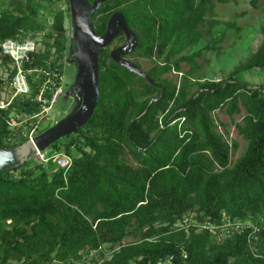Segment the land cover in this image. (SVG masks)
Returning a JSON list of instances; mask_svg holds the SVG:
<instances>
[{"label":"trees","instance_id":"1","mask_svg":"<svg viewBox=\"0 0 264 264\" xmlns=\"http://www.w3.org/2000/svg\"><path fill=\"white\" fill-rule=\"evenodd\" d=\"M215 6L214 0H106L101 5L93 17L98 33L106 31L113 12L122 11L137 32L140 55L153 61L163 57L146 71L160 85L113 61L109 46L101 49L94 114L77 136L54 144H66L72 165L50 161L49 170L32 166L30 159L0 168V264H264V83L251 85L239 76L264 67V28L258 49L226 77L198 82L193 92L189 75L180 83L164 77L184 61L196 70L198 56L220 48L222 34L183 54L219 23ZM42 7L35 0H10L0 12V41L46 29L53 38L24 65L30 97L16 96L0 107V148L18 144L9 140L13 109L39 113L43 100L52 99V86L61 83L67 16L51 10L42 23ZM0 60L10 61L1 48ZM218 110L245 111L238 130L248 146L233 166L231 151L238 142L231 144L219 131ZM74 143L79 156L71 151ZM19 169L20 175L13 173ZM189 213L219 224L225 218L250 219L257 230L219 238L209 229L180 226ZM129 236L138 239L125 242ZM93 251L100 257H90Z\"/></svg>","mask_w":264,"mask_h":264},{"label":"rangeland","instance_id":"2","mask_svg":"<svg viewBox=\"0 0 264 264\" xmlns=\"http://www.w3.org/2000/svg\"><path fill=\"white\" fill-rule=\"evenodd\" d=\"M10 0H0V12L3 8L9 5ZM37 3L43 5L41 8L40 21L44 23L49 18L51 10H63L66 14L65 27L67 36L69 37V43L67 53L63 59L62 73L60 75V85L52 86V98L53 101H43V109L35 114L28 115L27 113H19L16 109H13L11 113L12 129L14 131L11 137V142L18 144L29 140L32 136H35L47 128L54 125L58 120L67 115L72 106L73 102L71 99H64V92L68 89L74 80L76 73V67L74 65H68L65 63V59L68 56L71 36V24H70V7L69 0H35ZM215 1V18L219 20V23L215 25V28L205 34L201 43L195 47L187 49L183 54H190L193 51L203 48L205 45L212 42L213 38L217 35H224L223 41L218 43L220 47L218 50H205L202 56L197 57L198 68L193 70L190 63L184 61L181 63L180 70H173L164 75L168 79H172L175 82L180 83L184 75H189L191 80L190 91L193 92L197 89L198 82H204L208 79H221L228 76L241 62L248 58L254 53L260 46L263 40L262 28H264V0H260L258 5L254 7L251 4V0H228L227 2ZM48 30L38 31L34 37H31V32L21 35L25 39H35L38 43L40 50H44L46 45L45 42L52 41L53 38L47 37ZM25 36V37H24ZM125 38H116L113 43L109 46L110 49H114L117 46L123 44ZM55 52V49L52 50ZM55 58V54L50 59V62ZM127 58L134 64H138L144 71L149 70L154 64L162 63L163 57H158L156 60H151L140 55V50H136L132 54L128 55ZM14 69L12 62H6L0 60V104L9 106L14 98H16L14 88L12 87V79H10V73ZM29 72V71H28ZM33 74L32 71L29 72ZM36 81L39 75H33ZM239 76L249 82L251 85H259L264 83V67L254 68L247 70L239 74ZM51 80H54L50 78ZM44 84V83H43ZM42 84V87H43ZM31 87L29 92L23 95H17V98L30 97ZM40 96V95H39ZM37 100L41 99L39 98ZM245 111L243 110L240 114L230 115L224 110H218L214 112V116L219 124V131L222 132L225 138L232 144L234 141L238 142L237 148H232L231 151V166L241 157L248 146V141L239 133L238 125L243 123V117ZM78 135V134H77ZM75 135V136H77ZM62 139H67L63 137ZM58 140L56 143L61 141ZM66 144H61L59 148H54V145L49 147L46 151L42 152L43 156H52L55 153H66ZM71 151L74 156L80 155L79 144L74 143ZM35 155V154H34ZM32 156L31 159L34 164H40L44 168H48L49 162L52 159L45 161L41 158V155ZM69 155V154H68ZM70 156V155H69ZM72 157V156H71ZM128 160L137 165V162L131 155H128ZM42 168H37L36 173H40ZM50 170V169H49ZM13 173L20 175L22 169L13 171ZM190 217L195 219V213H189ZM138 237L129 236L125 242H134ZM119 246H116L118 248ZM90 257L96 259L100 255L98 252L90 253ZM163 264H171V262H165Z\"/></svg>","mask_w":264,"mask_h":264},{"label":"water","instance_id":"3","mask_svg":"<svg viewBox=\"0 0 264 264\" xmlns=\"http://www.w3.org/2000/svg\"><path fill=\"white\" fill-rule=\"evenodd\" d=\"M106 0H69L71 36L68 56L65 63L74 65V80L64 92V99H71L73 106L70 112L54 125L23 143L0 148V168L17 167L29 161L39 150L46 151L58 140L80 133L81 128L90 120L100 96L101 49L110 46L121 34L125 42L112 49L111 59L148 81L160 85L141 67L126 58L139 45L137 32L130 28L125 14L117 10L112 13L107 29L99 34L93 17Z\"/></svg>","mask_w":264,"mask_h":264},{"label":"built area","instance_id":"4","mask_svg":"<svg viewBox=\"0 0 264 264\" xmlns=\"http://www.w3.org/2000/svg\"><path fill=\"white\" fill-rule=\"evenodd\" d=\"M0 48L2 53L10 58V61L12 62L14 68L17 69V72L11 82L12 87L14 88L15 95H25L29 92L30 85L27 79V70H25L24 65L26 62L31 61L33 53L40 51L37 41L30 38L24 40L20 38H7L4 41H0ZM49 81L53 83L52 80ZM39 98L41 99V101L43 100L42 95H40ZM43 101L47 102L46 99ZM4 106L5 105L0 104V107ZM9 123L11 127V118L9 120ZM33 137L34 136H32L30 139H32ZM35 155H41V158L45 161L52 159L58 164L59 167L62 168H69L72 165V157L65 153L57 152L52 156H43L42 152L38 150ZM179 225L183 227L185 226L187 228L190 226H194L198 230L209 229L213 232V234H218L219 238L230 236L235 233H242L248 228H254L255 230H257L256 225L250 219L244 220L239 218H225L223 219V222L219 224L211 220L200 221L196 217L195 219H193V217H190V214L186 215L183 221L179 222ZM103 247H101L102 250ZM94 252L98 251H93L91 253ZM105 253L106 255H109L111 251L105 249Z\"/></svg>","mask_w":264,"mask_h":264},{"label":"flooded vegetation","instance_id":"5","mask_svg":"<svg viewBox=\"0 0 264 264\" xmlns=\"http://www.w3.org/2000/svg\"><path fill=\"white\" fill-rule=\"evenodd\" d=\"M119 36H123V38H125V40H126V36H125V34H121V35H119ZM118 38V37H117ZM125 40H124V42H125ZM123 42V43H124ZM136 51V49L135 50H133L132 52H130L128 55H130V54H132L133 52H135ZM128 55H126V58H127V56ZM111 57V56H110ZM128 59V58H127Z\"/></svg>","mask_w":264,"mask_h":264}]
</instances>
